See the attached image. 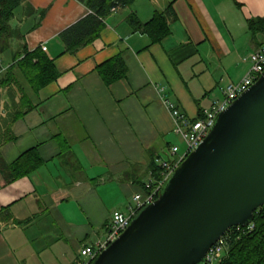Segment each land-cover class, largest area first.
<instances>
[{"label":"crops","instance_id":"0c3cea01","mask_svg":"<svg viewBox=\"0 0 264 264\" xmlns=\"http://www.w3.org/2000/svg\"><path fill=\"white\" fill-rule=\"evenodd\" d=\"M170 5V32L159 42L128 21L134 13L145 24ZM90 14L82 0H22L16 10L22 37L0 55V79L22 45L44 49L59 77L37 94L28 89L35 107L0 144V264H76L83 247L105 240L112 213L128 214L157 159L185 152L167 102L199 119L248 71L243 56L264 45V33L249 28L264 17V0H136L112 11L91 43L68 51L61 34ZM117 56L126 73L107 84L98 67ZM31 148L41 165L8 182L3 163Z\"/></svg>","mask_w":264,"mask_h":264},{"label":"water","instance_id":"95a60500","mask_svg":"<svg viewBox=\"0 0 264 264\" xmlns=\"http://www.w3.org/2000/svg\"><path fill=\"white\" fill-rule=\"evenodd\" d=\"M262 206L264 72L93 264H205L209 248Z\"/></svg>","mask_w":264,"mask_h":264},{"label":"trees","instance_id":"16d2710c","mask_svg":"<svg viewBox=\"0 0 264 264\" xmlns=\"http://www.w3.org/2000/svg\"><path fill=\"white\" fill-rule=\"evenodd\" d=\"M21 1L0 0V55L9 50L22 37L16 19V10ZM82 1L91 9L92 14L61 34L67 50L70 52H75L78 48L91 43L100 35L105 26L104 19L110 16L113 7L130 6L136 0ZM172 12L173 8L170 5L168 10L157 12L153 19L145 24L134 13L129 15L128 21L134 31L148 33L153 42H159L170 32L168 14H172ZM173 15L175 16V13ZM249 28L253 34L264 33V17L251 19ZM98 70L107 84L122 78L126 73L125 64L120 56L104 62L98 67ZM58 77L59 72L53 59L41 47L29 50L27 46L22 45L20 50L16 51L13 64L7 69L6 75L0 79V81H3L0 85L8 87L9 96L13 99L18 97L19 101L13 104L12 107L6 105L2 108L0 105V115H9L7 132L3 134L5 137L0 140V144L14 138L9 128L11 123L35 107L28 89L37 94L44 86ZM41 162V157L37 154L36 148H31L11 164L7 165L4 162L3 172L6 174L8 182L14 181L32 172L41 165ZM153 172L154 176L159 178L161 169L156 167ZM144 190L147 191L146 186H144ZM251 223L253 224L252 230L232 234L221 264H264V206L256 211L254 220Z\"/></svg>","mask_w":264,"mask_h":264},{"label":"built area","instance_id":"2783aa9c","mask_svg":"<svg viewBox=\"0 0 264 264\" xmlns=\"http://www.w3.org/2000/svg\"><path fill=\"white\" fill-rule=\"evenodd\" d=\"M119 7H113L116 11ZM243 62H250L251 66L239 82H231L224 89V98L220 102H215L210 109H204L202 116L196 121L188 118L179 107L171 102L167 106L171 112L175 123V131L181 135L185 142V152L179 160L174 162L162 161L157 159L160 164L161 174L159 178L154 175L145 184L146 192L134 197L135 205L129 207V212L124 213L115 210L112 213V221L109 228L108 236L105 240H100L93 245L82 248L80 257L76 264H93L98 255L105 250L113 241H115L130 225L132 219L145 206L153 203L158 197L159 192L165 185L166 180L171 176L173 171L193 152L207 137L209 131L215 124L216 118L220 112L229 107L242 93L251 87L264 72V45L253 52L243 56ZM5 71L0 60V75ZM173 153L178 151V147L172 148ZM253 224L247 226L231 227L217 242H215L206 253L205 264H221L228 248V242L232 234L247 232L252 230Z\"/></svg>","mask_w":264,"mask_h":264},{"label":"rangeland","instance_id":"374dc122","mask_svg":"<svg viewBox=\"0 0 264 264\" xmlns=\"http://www.w3.org/2000/svg\"><path fill=\"white\" fill-rule=\"evenodd\" d=\"M2 98H8L10 99L11 97L9 96L8 94V91H3L2 93H0V99ZM3 108V106H2ZM8 118H9V115L7 116H2V120L0 121V131H2V128H3V131H2V134L0 135V140L1 139H4L5 135L3 136L4 133H6V129H7V121H8ZM180 147H182V150H185L186 146H185V142H184V139L181 137V136H178L177 138V141H176ZM171 157V156H170ZM132 205H135V204H132Z\"/></svg>","mask_w":264,"mask_h":264}]
</instances>
